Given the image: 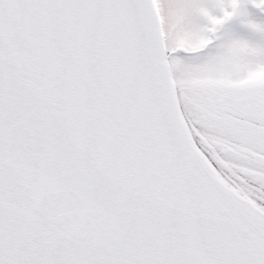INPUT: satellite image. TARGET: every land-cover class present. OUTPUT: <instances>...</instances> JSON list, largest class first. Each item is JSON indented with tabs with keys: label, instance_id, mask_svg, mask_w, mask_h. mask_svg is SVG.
Returning <instances> with one entry per match:
<instances>
[{
	"label": "snow or ice",
	"instance_id": "1",
	"mask_svg": "<svg viewBox=\"0 0 264 264\" xmlns=\"http://www.w3.org/2000/svg\"><path fill=\"white\" fill-rule=\"evenodd\" d=\"M0 264H264V0H0Z\"/></svg>",
	"mask_w": 264,
	"mask_h": 264
}]
</instances>
